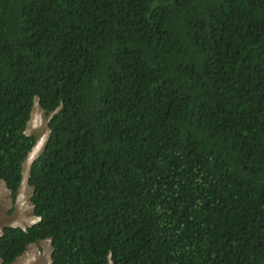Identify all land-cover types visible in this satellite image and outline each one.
<instances>
[{
    "label": "trees",
    "instance_id": "1",
    "mask_svg": "<svg viewBox=\"0 0 264 264\" xmlns=\"http://www.w3.org/2000/svg\"><path fill=\"white\" fill-rule=\"evenodd\" d=\"M0 264H264V0H0ZM23 170V171H22Z\"/></svg>",
    "mask_w": 264,
    "mask_h": 264
},
{
    "label": "rangeland",
    "instance_id": "2",
    "mask_svg": "<svg viewBox=\"0 0 264 264\" xmlns=\"http://www.w3.org/2000/svg\"><path fill=\"white\" fill-rule=\"evenodd\" d=\"M49 118L50 116H44L43 112L35 102L25 132L27 135L36 136L40 142L37 143L38 146L33 150V153L29 155L25 165L23 164L24 179L22 180L15 200H12L9 197V192L4 184L0 183V234L1 229L5 226L24 229L37 221V218L32 215V206L29 201L32 189L27 185V178L31 162L42 150L43 143L48 137L49 129L47 123ZM50 252L51 247L49 241H40L31 244L27 251L13 264H49Z\"/></svg>",
    "mask_w": 264,
    "mask_h": 264
},
{
    "label": "clouds",
    "instance_id": "3",
    "mask_svg": "<svg viewBox=\"0 0 264 264\" xmlns=\"http://www.w3.org/2000/svg\"><path fill=\"white\" fill-rule=\"evenodd\" d=\"M38 142H40V141L38 140L37 143H38ZM45 142H46V140H45ZM45 142L43 143V146H44ZM37 143H36V144H37ZM42 148H43V147H42ZM39 153H40V152H39ZM22 180H23V176H22ZM1 183H2V182H1ZM35 218H36V217H35ZM37 221H39V218H37ZM37 221H36V222H37ZM36 222H35V223H36ZM33 224H34V223H33Z\"/></svg>",
    "mask_w": 264,
    "mask_h": 264
},
{
    "label": "bare ground",
    "instance_id": "4",
    "mask_svg": "<svg viewBox=\"0 0 264 264\" xmlns=\"http://www.w3.org/2000/svg\"><path fill=\"white\" fill-rule=\"evenodd\" d=\"M37 146H38V144H37ZM37 146H36L35 148H37ZM35 148H34V149H35ZM34 149H33V150H34ZM31 153H33V151H32Z\"/></svg>",
    "mask_w": 264,
    "mask_h": 264
}]
</instances>
